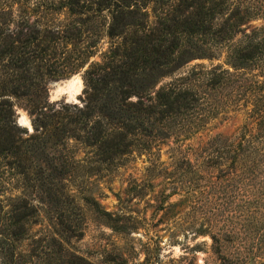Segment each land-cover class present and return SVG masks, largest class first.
<instances>
[{
    "label": "trees",
    "instance_id": "1",
    "mask_svg": "<svg viewBox=\"0 0 264 264\" xmlns=\"http://www.w3.org/2000/svg\"><path fill=\"white\" fill-rule=\"evenodd\" d=\"M45 4L41 20L52 9L66 10L65 23L40 25L27 20L25 31L4 34L0 22V62L7 57L5 65L11 69L0 81V178L12 172L57 204L70 197L58 185L71 168L66 154L71 141L112 163L137 144L149 147L141 137L195 132L217 112L205 92L183 85L186 80L209 89L230 82V102L238 108L239 70L262 65L264 77V30L262 34L258 29L243 30L247 10L230 0H47ZM239 32L243 38L234 43ZM103 33L111 40L110 47L101 61L90 62ZM85 38L89 42L78 50ZM222 49L233 71L221 64L206 70L194 67L186 77L154 91L162 77L193 59H215ZM86 65L80 102L51 101L49 82ZM248 81L244 88L251 90L253 103L248 118L255 122V130L245 125L232 142L248 157L243 174L249 188L247 214L230 229V257L221 253L219 238L211 235L224 264H264V79ZM12 98L24 101L33 130L17 123ZM10 199L8 211L0 200V262L24 264L27 257L39 255L34 249L30 254L19 250L36 209L25 189ZM93 204L98 213L109 214L98 202Z\"/></svg>",
    "mask_w": 264,
    "mask_h": 264
},
{
    "label": "rangeland",
    "instance_id": "2",
    "mask_svg": "<svg viewBox=\"0 0 264 264\" xmlns=\"http://www.w3.org/2000/svg\"><path fill=\"white\" fill-rule=\"evenodd\" d=\"M46 1L0 0L4 34L22 28L25 31L29 22L65 23L66 10L59 13L52 9L41 20L47 10ZM230 3L247 10L249 17L243 30L247 33L252 29L264 30V0H230ZM241 38L243 33L239 32L233 42ZM88 42L86 38L82 40L78 50ZM110 44L111 40L103 33L90 62L101 61ZM225 50H216L220 56L215 59H193L162 77L154 91L186 77L194 67L206 70L221 64L233 71L225 63ZM7 62V57L0 62V81L11 70L5 65ZM87 67L50 81V100L67 101L70 97V102H80ZM261 70L262 65H255L237 73L238 85H242L238 108L230 102V82L209 89L205 84L186 80L183 85L205 92L218 109L195 132L174 131L165 138L141 137L149 141V147L137 144L112 163L100 160L93 149L71 141L66 151L71 168L58 185L70 197H63L61 204L35 188L32 190V186L12 172L3 174L0 200L4 210L10 209L13 202L10 197L24 189L36 209L19 250L30 254L34 249L39 255L27 257L24 264H224L211 235L219 238L221 253L230 257V229L239 218H245L244 206L249 196L243 177L248 165L247 153L232 147V142L240 138L245 125L255 130V122L248 118L253 108L249 99L251 90L244 87L248 79L263 81ZM79 84L81 90L72 98ZM60 88L65 90L59 93ZM12 102L17 123L21 113L31 122L24 101L12 98ZM2 166L0 163V171ZM94 201L109 214L98 213Z\"/></svg>",
    "mask_w": 264,
    "mask_h": 264
},
{
    "label": "bare ground",
    "instance_id": "3",
    "mask_svg": "<svg viewBox=\"0 0 264 264\" xmlns=\"http://www.w3.org/2000/svg\"><path fill=\"white\" fill-rule=\"evenodd\" d=\"M70 82V81H69ZM69 84V83H68ZM72 86H73V84H72ZM67 87V86H66ZM73 88H74V86H73ZM63 90H61V91H64L65 90V88H62ZM74 90V89H73ZM80 90H81V84H79L76 88H75V90H74V92H72V94H71V97L73 98L77 93H79L80 92ZM67 93H69V92H67ZM19 118H20V121L23 123L22 125H25V126H27V127H29L30 126V120H29V118L26 116V114L25 113H21L20 114V116H19Z\"/></svg>",
    "mask_w": 264,
    "mask_h": 264
},
{
    "label": "water",
    "instance_id": "4",
    "mask_svg": "<svg viewBox=\"0 0 264 264\" xmlns=\"http://www.w3.org/2000/svg\"><path fill=\"white\" fill-rule=\"evenodd\" d=\"M61 90H63V89H58V92L60 93V91ZM67 95H68V93H66ZM69 97V96H68ZM71 100H70V97L67 99V102H70ZM75 102V101H74ZM19 124L21 125V126H25V125H22L23 123L20 121V119H19ZM25 127H27V126H25ZM28 128H30L31 130H32V124H31V122H30V126L28 127Z\"/></svg>",
    "mask_w": 264,
    "mask_h": 264
}]
</instances>
